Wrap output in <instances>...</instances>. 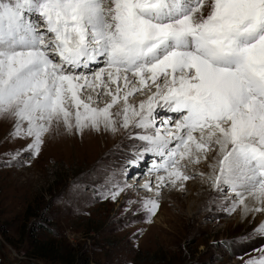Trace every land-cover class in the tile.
<instances>
[{
  "label": "snow or ice",
  "instance_id": "obj_1",
  "mask_svg": "<svg viewBox=\"0 0 264 264\" xmlns=\"http://www.w3.org/2000/svg\"><path fill=\"white\" fill-rule=\"evenodd\" d=\"M0 117L30 141L5 164L38 156L61 126L131 128L126 167L155 157L157 192L215 151L210 178L233 194L230 211L264 212V0H0ZM129 187L106 178L100 194ZM243 239L264 240V222ZM253 251L247 264H264V244Z\"/></svg>",
  "mask_w": 264,
  "mask_h": 264
},
{
  "label": "rangeland",
  "instance_id": "obj_2",
  "mask_svg": "<svg viewBox=\"0 0 264 264\" xmlns=\"http://www.w3.org/2000/svg\"><path fill=\"white\" fill-rule=\"evenodd\" d=\"M6 119L0 117V264H247L264 244L243 239L264 222L259 213L230 211V190L212 193L211 183H200L208 178L215 151L183 169L189 180L167 184L165 195L157 197L156 180L149 191L142 187L150 180L146 172L136 179L135 167H126L139 151L129 136L136 130L88 129L82 135L61 126L48 134L38 156L23 155L8 165L5 153L30 141L12 139L13 119L7 126ZM106 178L131 187L115 200L103 198ZM190 186L202 192L194 195ZM145 199L159 204L154 215L141 209ZM38 241L46 258L32 253Z\"/></svg>",
  "mask_w": 264,
  "mask_h": 264
},
{
  "label": "bare ground",
  "instance_id": "obj_3",
  "mask_svg": "<svg viewBox=\"0 0 264 264\" xmlns=\"http://www.w3.org/2000/svg\"><path fill=\"white\" fill-rule=\"evenodd\" d=\"M97 69H99V68H98V67L95 68V70H97ZM102 97H105V96H102ZM108 98H109V97H108ZM108 98L106 99L107 102H108ZM109 99H110V98H109ZM141 100H142V98H141ZM106 101H104V102L106 103ZM139 101H140L139 99H138V100L135 99L134 101H130V102H132V103H138ZM120 107H121V105H119V107H116V108H115V109H116L115 111H117ZM115 111H114V112H115ZM6 120H7V119H6ZM6 120H5V121H6ZM10 122H11V120H10V118L8 117V120L5 122L6 126H7ZM10 124H11V123H10ZM93 130H95V129H93ZM101 130H103V129H101ZM58 131H59V130H58ZM87 132H88V129H86V130L83 132V134H84V133H87ZM58 133H59V132H58ZM49 134H50V133H49ZM83 134H82V135H83ZM47 136H48V134H47V135L45 136V138H44L45 141L47 140ZM101 136H102V135H101ZM49 139L51 140V136L49 137ZM47 141H48V140H47ZM202 160H203V159H202ZM213 161H214V160H211V159H210V161L207 163V166H208V167L206 168V169H209V170H206V169H205L206 172H208V173L205 174V175L208 176L207 180H206V179H205V180L203 179V180H201V182H200V183H204V182H205V183H207V182H208V183H211L210 188H211L212 193L215 192V190H216V189L213 187L212 179L210 178V177H211V174H212V171H213V169H212V167H211V165L214 163ZM204 165H205V164H204ZM199 166H200V165H199ZM192 167H193V165H192L191 163H188V164H187V168H191V169H192ZM194 167H196V166H194ZM201 167H203V166H201ZM199 171H200V169L197 168V172H199ZM191 174H194V173L191 172ZM200 174H201V173H200ZM163 175H164V174H163ZM157 176H159V175H155V177L153 176V177L149 178L150 180H148L147 182L152 183V180H153V179L156 180V183L154 184V185H155V188H154V189H155V192H156V195H155V196L158 197V196H161V195H162V196L165 195V194H163V192H164V189L167 188L166 185L169 184V183L166 182L162 187H160L159 191L157 192V188H156V184H157V179H156V178H157ZM190 182H191V181H190ZM208 183H207V184H208ZM187 185H188V184H187ZM190 185H192V184L190 183ZM178 187H179V186H177V189H178ZM208 187H209V186H208ZM190 188L192 189V192H193L194 195H195V194L198 195L200 192H202L201 189H200L199 187H198V188L195 187V188H197V189H194V188H192V186H190ZM168 191H169V192H172L171 189H168ZM174 193H175V192H174ZM193 194H192V195H193ZM203 194H204V193H203ZM211 196H212V195H211ZM200 197H202V196H200ZM195 198H196V197H195ZM196 199H197V198H196ZM197 207H198V206H197ZM192 209H193V208H192ZM257 214H258V213H257ZM259 214H260V215H259V219L264 220V212H259ZM243 217H244V216H243ZM195 218H196V217H195Z\"/></svg>",
  "mask_w": 264,
  "mask_h": 264
},
{
  "label": "trees",
  "instance_id": "obj_4",
  "mask_svg": "<svg viewBox=\"0 0 264 264\" xmlns=\"http://www.w3.org/2000/svg\"><path fill=\"white\" fill-rule=\"evenodd\" d=\"M32 248H33V251H32V253L35 255V256H39V257H47V254H45L44 252H43V248H41V244H39V241L38 242H36L35 244L34 243H32ZM31 248V249H32Z\"/></svg>",
  "mask_w": 264,
  "mask_h": 264
}]
</instances>
